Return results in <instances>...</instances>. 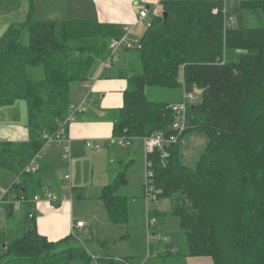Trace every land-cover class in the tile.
<instances>
[{
    "label": "trees",
    "instance_id": "obj_1",
    "mask_svg": "<svg viewBox=\"0 0 264 264\" xmlns=\"http://www.w3.org/2000/svg\"><path fill=\"white\" fill-rule=\"evenodd\" d=\"M159 6L160 16L145 27L120 74L127 88L122 107L108 112L109 143L167 133L173 107L194 90L198 101L186 109L181 136L193 130L205 143L191 165L183 162L180 139L165 148L167 158L158 150L146 156L158 198L173 200L165 214L148 212V222L177 220V234L170 232L164 246L161 240L150 244L149 256L154 255L155 264L173 258L180 264L188 257H209L214 264H264V0H237L230 12L237 26L228 31L223 30V0H160ZM241 12L254 26L243 25ZM123 35L124 27L96 20L36 21L30 7L23 22L0 36V108L23 101L27 129L24 141L0 142V169L17 179L5 195L29 199L40 191V171L25 174L24 169L42 151L44 136L63 126L66 137L71 87L86 81L90 69L109 55L110 42ZM147 88L180 91L181 98L148 100ZM127 184L125 169L102 189L100 200L112 224L128 223V200L117 193ZM75 260L91 264L94 259L72 235L48 241L33 220L0 256V264ZM120 261L97 259L98 264H131L127 258Z\"/></svg>",
    "mask_w": 264,
    "mask_h": 264
},
{
    "label": "crops",
    "instance_id": "obj_2",
    "mask_svg": "<svg viewBox=\"0 0 264 264\" xmlns=\"http://www.w3.org/2000/svg\"><path fill=\"white\" fill-rule=\"evenodd\" d=\"M159 1L0 0V30L10 14L24 17L21 21L23 22L30 7H32L34 20L36 21L96 20L104 24L127 26L129 27V39L135 41L141 38L146 29L145 21L137 20L138 12L154 7L159 8L161 11ZM129 51L119 50L113 62H108L107 57L102 58L90 69L86 81L71 87L72 105L80 104L88 95V100L85 103L87 111L68 126L67 135L63 142L52 143L40 152V158L35 169V171H40L41 174V189L33 196L49 193L57 197L59 202L54 204L42 200L36 204H0V256L4 252L6 243L20 237L27 230L32 220L38 233L50 242L61 240L70 235L79 240L77 236L85 229V225L80 229L73 228L71 230L70 228L72 224L81 220L74 211L73 202L66 199L67 196L62 200L63 191H65L64 184L68 183L67 179L63 180V177L69 173V180L73 179L72 165L76 163L75 183H72L70 188L72 189L74 186L78 189L83 188V183H81L77 174L78 167L89 165L88 151L108 149L109 141L112 138V122L108 118V112L119 109L123 105V93L127 88V81L120 77V74L128 66ZM15 104L0 108V142L24 141L27 138L26 123L25 127L19 122L11 124L12 111L3 110L11 108ZM87 142L91 143V148L86 146ZM66 146L69 148L67 159L64 158V148ZM97 159L103 160L101 157H97ZM14 178L17 182L15 176ZM4 181L5 175L0 174V198L7 196L5 194L10 186V183H4ZM28 189L32 191L34 187L31 185ZM157 204L159 205V203ZM97 205L102 207L103 221H108L101 200ZM98 211H100L99 207ZM102 212L100 211V213ZM30 213H33L32 220L28 217ZM162 231L165 232V229ZM162 231L159 229L158 232L163 235ZM152 233L155 234V232ZM146 259L148 260L150 257ZM93 262L98 264L97 261ZM164 264H175V260L168 259Z\"/></svg>",
    "mask_w": 264,
    "mask_h": 264
},
{
    "label": "rangeland",
    "instance_id": "obj_3",
    "mask_svg": "<svg viewBox=\"0 0 264 264\" xmlns=\"http://www.w3.org/2000/svg\"><path fill=\"white\" fill-rule=\"evenodd\" d=\"M236 2L237 0H232V4L230 3L231 5L228 6L229 12L232 11ZM7 18L8 20H6L5 25L1 27L0 36L9 25L21 22L24 19V17L13 14H10ZM241 19L245 27L254 26L253 19L245 13L241 12ZM22 42L26 43V37L22 38ZM193 92L198 93L199 91L194 90ZM180 95V91L159 88L146 89V97L152 101L172 103L177 101ZM197 101L198 98L195 102ZM3 110L12 111L11 124L19 122L25 127L26 105L23 101H17L15 106ZM180 136L178 139H180L182 145L183 162L186 165H191L202 151L205 139L193 130L187 132L184 136ZM88 156L90 158L89 165L78 167L77 175L81 183H83V188L79 187L80 189H78L76 186L72 189L70 188L72 183H75L76 163L72 165L74 172L73 179L69 180V173L63 177V180L67 179L68 183L64 184L65 191H63L62 200L67 196L65 198L73 202L74 211L81 220L78 222H82L85 225V229L77 236L78 241L85 247L88 254L94 259L93 261H97L98 258H120L115 259L119 261L127 258L134 264H155L154 255H148L149 245L155 244L156 240H161L162 246L168 244L170 242V232L173 231L177 234V220L171 217H156L154 219V226L148 227V212L158 210V213L165 214L171 209L173 200H162L157 197V203L160 205L159 208L156 202H150L143 197L142 188L147 179L145 171L146 153L141 140H133L129 147H119L110 143L108 149L104 148L100 151L89 150ZM97 157H101L103 160L100 161ZM125 169L128 184L120 187L117 193L128 200V223L121 225L112 224L108 221L104 222L102 207L97 205L101 197L102 187L111 184L116 174ZM0 174L5 175L4 183H10L8 187L10 188L15 182L13 174L2 169H0ZM73 189L74 191H72ZM98 207L102 213L98 211ZM11 224L13 225V223ZM159 229L160 231L165 229V232L162 231L163 235L161 232H158ZM152 232H155L153 238ZM178 240L181 242L179 235ZM174 245L176 246L175 243ZM147 257H150V259L147 260ZM182 263L214 264L209 257H188L183 262L181 261L180 264ZM70 264L84 263L75 260ZM91 264L95 263L92 262Z\"/></svg>",
    "mask_w": 264,
    "mask_h": 264
},
{
    "label": "built area",
    "instance_id": "obj_4",
    "mask_svg": "<svg viewBox=\"0 0 264 264\" xmlns=\"http://www.w3.org/2000/svg\"><path fill=\"white\" fill-rule=\"evenodd\" d=\"M232 4V0H223V30L228 31L234 29L237 24L236 17L230 14L228 11V6ZM217 13V11H214ZM161 12L159 8L154 7L149 10H141L138 12L137 20L145 21V27L148 28L151 24L152 18L156 16H160ZM129 27L124 26V35L118 40H112L109 44V55L107 56L108 62L115 61L117 57V52L119 50H132L137 48L139 40H130L128 37ZM198 98L197 92L186 93L183 96V101L180 104H177L173 107V123L169 128L167 133L158 132L156 134L150 135L148 137L140 138L143 143V147L145 149L146 156L153 154L155 151H160V155L162 158H167L168 153L165 148L173 145L177 142L179 136L183 134L186 129L185 119H186V109L190 104H193ZM88 100V95L86 98L78 105H73L71 108L70 115L65 119L64 124L70 125L72 122L76 121L79 117L83 116L87 109L85 107V103ZM63 134V126L53 135V136H44L46 143L43 149L47 148L52 143H61L64 141ZM133 139L130 138H117L115 142L111 144H115L119 147H129L132 143ZM86 146L91 148L92 145L90 142L86 143ZM42 149V150H43ZM64 158L67 159L69 148L66 146L64 148ZM40 158V152L32 158L28 166L24 169V173L28 174L30 172L35 171L37 167L38 160ZM145 171H146V183L143 186L144 193L143 197H145L150 202H157V197L159 191L155 189L153 183V169L150 161H145ZM42 200H46L50 203H58L59 199L49 193L45 195H35L32 198H27L24 195H7L0 198V204L2 205H14V204H36ZM33 213L29 214V218H32ZM155 220L152 219L148 222V227L154 226ZM84 226L82 222H76L71 225V230L73 228L80 229Z\"/></svg>",
    "mask_w": 264,
    "mask_h": 264
},
{
    "label": "water",
    "instance_id": "obj_5",
    "mask_svg": "<svg viewBox=\"0 0 264 264\" xmlns=\"http://www.w3.org/2000/svg\"><path fill=\"white\" fill-rule=\"evenodd\" d=\"M163 17H166V14L165 13L163 14Z\"/></svg>",
    "mask_w": 264,
    "mask_h": 264
},
{
    "label": "bare ground",
    "instance_id": "obj_6",
    "mask_svg": "<svg viewBox=\"0 0 264 264\" xmlns=\"http://www.w3.org/2000/svg\"><path fill=\"white\" fill-rule=\"evenodd\" d=\"M148 161V160H147Z\"/></svg>",
    "mask_w": 264,
    "mask_h": 264
}]
</instances>
